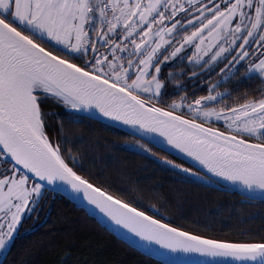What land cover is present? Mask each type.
I'll use <instances>...</instances> for the list:
<instances>
[{
    "label": "snow or ice",
    "instance_id": "1",
    "mask_svg": "<svg viewBox=\"0 0 264 264\" xmlns=\"http://www.w3.org/2000/svg\"><path fill=\"white\" fill-rule=\"evenodd\" d=\"M253 77L255 94L226 99L222 83ZM184 78L201 87L189 93ZM84 117L141 136L124 147L158 157L185 182L264 199V0H0V256L52 191L166 264H225L185 255L194 253L264 264V236L187 230L85 169L64 133Z\"/></svg>",
    "mask_w": 264,
    "mask_h": 264
},
{
    "label": "trees",
    "instance_id": "2",
    "mask_svg": "<svg viewBox=\"0 0 264 264\" xmlns=\"http://www.w3.org/2000/svg\"><path fill=\"white\" fill-rule=\"evenodd\" d=\"M183 68V64L176 65V70ZM184 82L189 93L201 87L199 78L195 83L184 78ZM261 87L256 77L220 85L222 91H231L232 95L226 97L228 101L240 100L245 92L255 94ZM167 88L170 95L165 98L170 102L176 98L174 82L169 81ZM48 106L62 114L67 111L54 101H49ZM56 119L53 117V123ZM64 133L73 140L74 147L79 146L84 152L85 169L101 176L106 174L118 189L126 190L123 194L161 208L187 230L233 241L264 236V201L223 186L185 182L170 167L157 163L158 157L150 158L124 147L140 141L138 138L99 120L84 117L78 124L66 123ZM154 153L177 159L155 147ZM3 264L166 263L120 240L63 195L47 191L39 211L22 220Z\"/></svg>",
    "mask_w": 264,
    "mask_h": 264
},
{
    "label": "water",
    "instance_id": "3",
    "mask_svg": "<svg viewBox=\"0 0 264 264\" xmlns=\"http://www.w3.org/2000/svg\"><path fill=\"white\" fill-rule=\"evenodd\" d=\"M114 125H115V126H113V127H116V128H118V129H120V130H122V131H124V132H126V133H128V134H130L129 132L126 131L125 128H122V127L119 126V122H114ZM130 135H132V136L138 138L139 140H142V139H143V138H142L141 136H139V135H133V134H130ZM144 142L147 143V141H144ZM151 146H152V145H151ZM153 147H155V146H153ZM155 148H158V147H155ZM158 149H160V148H158ZM160 150H161V149H160ZM162 151H163V150H162ZM166 153H169L170 155H173V154L170 153V152H166ZM173 156H175V155H173ZM175 157H176V156H175ZM190 166H191V165H190ZM233 190H235V191L239 192L240 194H242V195L248 197V196L245 194L244 191H241V190H238V189H233ZM51 192H52V191H51ZM54 193H58V194L63 195L64 197H66L67 199H69L71 202H73L77 208L85 210L86 213H87L90 217H93V218L97 221V219H96L93 215H90L89 212H88L84 207L79 206L75 201H73V200H72L70 197H68L67 195H64V194H62V193H60V192H54ZM255 199H256V200L264 201V199H260V198H255ZM85 203H87V201H85ZM91 207H94V206H91ZM97 212H99V209H97ZM101 215H103V214L101 213ZM97 222H98V221H97ZM98 223H99V222H98ZM113 223H114V222H113ZM100 224H101V223H100ZM101 225H102V224H101ZM102 226H103V225H102ZM103 227H104V226H103ZM120 227H122V226H120ZM105 228H106V227H105ZM106 229H107L108 231H110L108 228H106ZM124 231H128V230H127V229H124ZM110 232H111L112 234H114L116 237H118L120 240H122V241H124L125 243H127L128 245H130L131 247H133V248L137 249L138 251H140L141 253H143V254H145V255H147V256H149V257H152V258H154V259H156V260H159V261H161V262L166 263L164 257L155 256V255H150V254L146 253L145 251L141 250L140 248H138V247H136V246H133V245L129 244V243L126 242L124 239H121V238L118 236V234H116L115 232H113V231H110ZM132 235H135V234H132ZM137 239H139V237H137ZM185 255H192V256H194V257H192V259H199L200 261H213V260H218V261H224L225 264H234L233 258H231V257H227V258H224V257H212V256H205V255H203V254H198V253H194V254H185ZM4 259H5V257H4V256H1L0 261H3V262H4Z\"/></svg>",
    "mask_w": 264,
    "mask_h": 264
},
{
    "label": "rangeland",
    "instance_id": "4",
    "mask_svg": "<svg viewBox=\"0 0 264 264\" xmlns=\"http://www.w3.org/2000/svg\"><path fill=\"white\" fill-rule=\"evenodd\" d=\"M177 65H180L179 63ZM46 195V194H45ZM29 215L25 216L24 218L28 217ZM22 222V221H21ZM21 224V223H20ZM18 231L16 232L15 236L17 235ZM1 258V256H0Z\"/></svg>",
    "mask_w": 264,
    "mask_h": 264
}]
</instances>
